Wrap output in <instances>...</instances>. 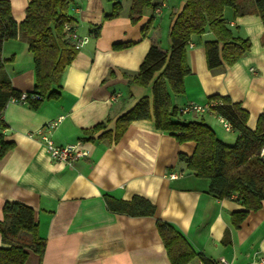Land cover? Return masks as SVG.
<instances>
[{
	"label": "crops",
	"instance_id": "crops-1",
	"mask_svg": "<svg viewBox=\"0 0 264 264\" xmlns=\"http://www.w3.org/2000/svg\"><path fill=\"white\" fill-rule=\"evenodd\" d=\"M9 1L13 18L22 21L30 0ZM236 2V8L224 7L223 15L235 37L249 39V51L212 72L204 49L212 33L191 36L184 92L171 93L170 98L179 108L189 102L206 104L216 94L229 96L248 112L246 125L254 129L264 110V22L250 1ZM130 3L121 1L120 14L104 19L111 10L107 0H71L70 23L88 41L64 69L60 97L44 100L37 108L9 101L0 114V147L2 141L12 143L0 156V220L6 201L33 209L45 249L41 257L30 250L24 264H171L156 227L158 218L217 264H264V201L234 228L231 213L242 205L210 194L209 180L195 176L178 159L180 153L192 155L193 141L179 143L173 135L157 130L152 119L132 121L116 142L97 138L102 131L93 140H82L83 129L108 119L105 130H113L115 120L141 97L151 98L150 85L130 83L124 73L138 71L152 44L169 50V31L184 0H163L153 12L146 8L136 23L128 17ZM152 14L151 28L142 36L141 27ZM93 25H100L97 36ZM116 43L130 45L116 49ZM1 54L12 86L31 92L34 62L26 37L19 32L6 40ZM59 116V123L47 128ZM181 118L204 121L226 144H233L238 135L227 131L220 115L213 112ZM39 128L57 145L79 142L87 155L69 163L51 159L39 135L27 136ZM172 173L176 177H170ZM105 194L124 200L145 197L155 206V214L113 213L106 208ZM187 264L202 262L194 259Z\"/></svg>",
	"mask_w": 264,
	"mask_h": 264
},
{
	"label": "trees",
	"instance_id": "trees-1",
	"mask_svg": "<svg viewBox=\"0 0 264 264\" xmlns=\"http://www.w3.org/2000/svg\"><path fill=\"white\" fill-rule=\"evenodd\" d=\"M71 0H30L25 17L17 22L11 13L9 0H0V114L12 98H19L22 91L15 89L4 70L2 47L6 40L21 32L27 39V48L34 62L35 83L26 92V103L37 108L44 100L60 97L61 78L64 69L73 61L78 49L67 37L66 22H72L68 14ZM111 4L104 19L117 17L121 10L120 0H107ZM163 0H131L128 17L136 23L143 10L152 12ZM254 11L264 22V0H252ZM236 8V0H184L182 9L174 18L169 31V50L152 44L135 74L124 73L128 82L142 87L151 86V98L141 97L129 110L121 114L113 130H105L108 119L83 129L82 140L97 138L116 142L128 125L136 120H153L157 130L169 133L179 143L193 141L191 156L182 153L178 159L197 177L209 180L208 192L218 199H233L242 209L231 213V224L238 228L250 211L261 208L264 201V159L259 155L264 146V110L257 118L254 129L246 125L248 112L229 96L212 95L209 100L218 103L212 110L224 117L238 135L233 144L220 140L213 129L202 120H182L179 108L171 103L172 94L184 92V77L190 73L187 62V46L193 35L210 31L213 39L204 42L206 64L217 72L224 64L231 65L245 55L251 43L248 38L235 37L223 15L224 7ZM153 14L141 27L142 36L151 28ZM100 25H93L92 32L99 34ZM130 43H116V49ZM0 156L12 145L3 142ZM106 208L116 214L141 217L154 216L155 206L145 197L133 196L130 200L104 195ZM156 227L171 264H187L199 259L202 264H217L201 252L195 251L185 237L167 222L156 219ZM0 264H24L29 251L40 257L44 253L45 240L38 234L33 209L19 201H6L0 220ZM225 232L224 240H227Z\"/></svg>",
	"mask_w": 264,
	"mask_h": 264
},
{
	"label": "built area",
	"instance_id": "built-area-1",
	"mask_svg": "<svg viewBox=\"0 0 264 264\" xmlns=\"http://www.w3.org/2000/svg\"><path fill=\"white\" fill-rule=\"evenodd\" d=\"M64 29L66 31L67 37L73 42L74 47L76 49H79L80 47H82L84 43L88 41V37L79 36L75 32L71 23L66 22L64 24ZM26 98H27L26 92H22L19 98H12L11 101L25 103ZM217 103L218 102L216 100H210L206 104L189 102L183 105L182 107H180L179 112L181 114L192 113V114H197V115H201L207 112L215 113L212 110V108ZM61 119H62V116H59L57 117V119L49 121L47 123V128L50 129V128L55 127ZM219 119L227 131L232 130V126L229 123V121H227L224 117H221V116ZM36 134L39 135V137L43 140L45 151L51 159H55L60 162L69 163L77 158L87 155L86 149H84L79 142H76L74 144L57 145L47 135L43 133L42 128L37 129L35 132H29L27 136L31 138ZM259 155L262 159H264V146L260 148ZM170 177H176V174L172 173L170 174Z\"/></svg>",
	"mask_w": 264,
	"mask_h": 264
},
{
	"label": "rangeland",
	"instance_id": "rangeland-1",
	"mask_svg": "<svg viewBox=\"0 0 264 264\" xmlns=\"http://www.w3.org/2000/svg\"><path fill=\"white\" fill-rule=\"evenodd\" d=\"M122 2H124V3H126V0H121ZM248 1H250L251 3H252V0H246V2H248ZM249 2V3H250ZM183 119H186L187 118V116L186 115H184L183 117H182Z\"/></svg>",
	"mask_w": 264,
	"mask_h": 264
}]
</instances>
